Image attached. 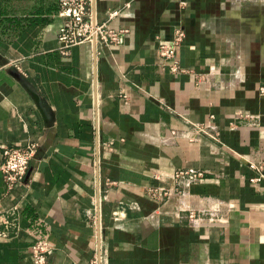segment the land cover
<instances>
[{"label":"crops","instance_id":"1","mask_svg":"<svg viewBox=\"0 0 264 264\" xmlns=\"http://www.w3.org/2000/svg\"><path fill=\"white\" fill-rule=\"evenodd\" d=\"M183 1L93 0L129 30L95 57L59 51L58 0H0V164L3 145L38 144L24 185L0 172V213L20 216L0 264H32L36 239L45 264H264V182L245 162L264 159V0ZM176 29L172 74L156 38Z\"/></svg>","mask_w":264,"mask_h":264},{"label":"built area","instance_id":"2","mask_svg":"<svg viewBox=\"0 0 264 264\" xmlns=\"http://www.w3.org/2000/svg\"><path fill=\"white\" fill-rule=\"evenodd\" d=\"M181 8L186 6L185 1L178 0ZM93 0H58L57 16L61 19V25L57 33L58 49L62 54H66L72 46L88 44L94 49L95 57L101 48L118 47L123 44L129 33L127 28H112L108 21L121 14L119 9H112L107 13V20L99 23L92 12ZM184 32L176 29L169 39L156 38L157 50L162 64L167 67L170 73L176 74L181 71L179 60L176 56L177 48L184 40ZM261 95L264 94V86L259 89ZM126 99V96H124ZM211 119L213 116L210 117ZM96 121L97 128V119ZM214 126L212 123L197 125L195 133L212 137L210 130ZM213 138V137H212ZM38 148L36 142H28L22 146L3 145L2 162L0 172L4 178L6 187L11 190L16 185H24L29 164ZM247 167L253 172L248 179L251 184L264 182V159L258 162L245 161ZM174 179L181 185H189L204 180V174L198 170H178L174 173ZM168 195L166 191H154L151 195ZM97 207V206H96ZM196 213L189 212L188 218L194 219ZM20 216L17 205L12 209L0 213V238L10 237L11 229L19 228ZM99 224V217H98ZM50 254L49 246L43 239H36L30 246V256L32 264H45Z\"/></svg>","mask_w":264,"mask_h":264}]
</instances>
